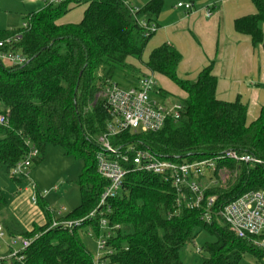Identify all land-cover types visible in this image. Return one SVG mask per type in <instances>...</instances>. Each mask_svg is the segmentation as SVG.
Listing matches in <instances>:
<instances>
[{"label":"trees","instance_id":"16d2710c","mask_svg":"<svg viewBox=\"0 0 264 264\" xmlns=\"http://www.w3.org/2000/svg\"><path fill=\"white\" fill-rule=\"evenodd\" d=\"M87 2L77 23L57 24L72 5ZM253 14L237 17L234 30L250 37L254 48L264 52V0H251ZM164 0H145L137 16L156 22ZM26 27L0 30L2 49L20 50L27 58L22 65H4L0 60V114L8 125H0V167L7 170L21 160L34 145L38 156L47 144L59 146L67 155L82 162L76 184L79 205L59 219H79L94 209L107 184L96 170L97 138L105 132L109 114L99 96L112 81L115 71L134 74L127 57L140 59L148 40L123 0H63L48 3L26 17ZM14 37V38H13ZM8 38L12 40L7 42ZM180 53L170 44L151 50L145 67L167 77L187 97L179 117L169 118L154 132L123 131L110 137L116 149L133 145L137 149L175 161L188 163L214 156L225 150L248 153L264 162V104L259 115L246 123V105L239 99L220 100L215 95L216 77L212 63L195 80L179 78ZM28 142V144H27ZM231 176L225 185L208 189L215 195L213 212L241 194L264 188V163L248 165L224 162ZM37 201L46 218L43 226L25 230L12 217L2 218L11 237L31 238L16 255L0 256V264H93V255L80 233L87 222L69 231L51 227L52 211ZM7 200L0 192V215ZM110 221L120 225L112 239L117 248L110 264H184L180 254L192 243L199 229L215 238L202 246L199 264H237L250 253L257 264L264 249L236 237L217 216L207 224L200 210L176 211L175 191L160 175L130 170L119 193L108 199Z\"/></svg>","mask_w":264,"mask_h":264},{"label":"built area","instance_id":"2783aa9c","mask_svg":"<svg viewBox=\"0 0 264 264\" xmlns=\"http://www.w3.org/2000/svg\"><path fill=\"white\" fill-rule=\"evenodd\" d=\"M47 1L55 4L63 0ZM123 1L136 18L145 36L156 31V22L137 16L139 7L133 5L130 0ZM176 7L190 11L193 4L177 2ZM211 15V9L206 7L205 16ZM26 26L27 23L24 22L22 27ZM10 40L12 38H8L7 42ZM0 60L8 65H22L27 58L20 50L0 47ZM155 86L156 80L151 73L141 74L136 83L127 88L114 81H109L104 86L100 94L109 119L105 132L97 138L100 149L95 155V161L97 173L107 181V184L96 207L87 215L79 219H59L62 216L60 211L56 215L52 212L51 227L60 226L71 231L86 221L85 232L87 234L90 230L95 232L96 253L93 255V264H110L111 255L117 251L112 239L120 230V225L110 221L107 201L119 193L126 173L135 170L160 175L168 181L175 191L177 212L182 209L200 210V218L207 224L211 223L213 216H217L228 225L236 237L247 239L257 248L264 249V188L247 191L215 212L212 210L215 195H205L208 189L222 185L225 178L227 180L230 178L231 174L224 166V162L254 165L264 163L263 161L248 153L240 154L234 150H225L220 154L192 162L177 163L160 158L149 151L137 149L133 145L116 149L110 144V137L120 132H154L161 129L167 119L179 117L181 104L178 101L165 102L163 99L160 101L151 97ZM158 96L160 97L159 94ZM0 125H8L7 117L3 114H0ZM28 146L24 157L8 169L12 177L26 179L29 177V165L39 153L34 145L29 143ZM33 201H37L36 195ZM2 236L0 227V237ZM31 240V238H12V243L20 242V248L12 251L9 257L27 247Z\"/></svg>","mask_w":264,"mask_h":264},{"label":"crops","instance_id":"0c3cea01","mask_svg":"<svg viewBox=\"0 0 264 264\" xmlns=\"http://www.w3.org/2000/svg\"><path fill=\"white\" fill-rule=\"evenodd\" d=\"M140 1L143 4L145 0ZM187 1L193 4L190 11L179 9L176 4L163 5L156 18L157 29L148 42L147 58L141 61L142 65L144 64L141 68L137 66L136 58L131 56L126 58V62L136 69V73L130 74L132 78L130 86L136 83L141 74L149 73L155 80L168 84L167 77L150 72L145 67V62L153 48L164 43L170 44L181 55L177 66L179 78L195 80L198 73L212 63V73L216 77V97L226 102L239 99L246 105V123H250L257 118L264 104V52L260 46L256 48L252 46L248 35L236 32L233 21L237 17L255 13V6L251 0L184 2ZM47 4L48 2L42 3L40 8ZM81 4L72 5L56 23L79 22L88 3ZM206 7L211 9L210 17L205 16ZM177 88L183 95L182 99L186 98V92L178 86ZM159 95L163 100L174 101L176 93L162 89Z\"/></svg>","mask_w":264,"mask_h":264},{"label":"rangeland","instance_id":"374dc122","mask_svg":"<svg viewBox=\"0 0 264 264\" xmlns=\"http://www.w3.org/2000/svg\"><path fill=\"white\" fill-rule=\"evenodd\" d=\"M44 1L0 0V30H12L21 27L27 16L43 9V7L40 8L42 3L48 2L47 0L46 2ZM177 1L164 0V5L171 6L176 4ZM184 1L182 0V2ZM130 2L137 7L142 4L140 0H130ZM148 42L141 58L135 60L140 68L144 65H142L141 61H145L147 58ZM3 64L8 65L5 62ZM113 80L124 88L129 87L132 83L130 73L128 74L121 70L115 71ZM156 82L155 89L151 92V97L163 101L158 94L160 90L167 89L175 92L176 95L174 101L164 99L165 102H177L185 99H182V93L179 92L176 84L172 81L169 80L168 84L157 80ZM99 96L102 98L101 94ZM81 167L82 162L80 160L72 155L65 154L61 147L52 144H47L44 147L38 163L34 161L30 163L28 168L29 177L27 179L12 177L5 166L0 167V192L7 200V206L2 215H0V227L3 233V236L0 237V256L2 258L8 252L11 253L20 248L19 241L12 243V238L6 233L2 225V218L12 217L25 230H31L34 226H43L46 218L41 204L39 201H33V197L37 193L40 194V198H42L40 200L45 208L51 210L55 215L58 211H60L61 215L70 212L80 203V192L76 182ZM227 181V178H225L222 185H225L224 182L227 183ZM85 230L80 233V238L90 253L94 255L96 253L95 232L90 230L89 234H87ZM214 241L215 238L207 230L199 229L194 241L184 246L180 254L181 261L184 264H199L201 257L205 255L202 246L205 243ZM237 264H257V262L250 253H245ZM258 264H264V258Z\"/></svg>","mask_w":264,"mask_h":264}]
</instances>
